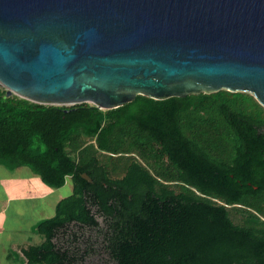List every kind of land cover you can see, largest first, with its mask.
Returning <instances> with one entry per match:
<instances>
[{
	"label": "trees",
	"instance_id": "16d2710c",
	"mask_svg": "<svg viewBox=\"0 0 264 264\" xmlns=\"http://www.w3.org/2000/svg\"><path fill=\"white\" fill-rule=\"evenodd\" d=\"M0 165L53 189L72 181L24 264H264V108L248 93L100 110L0 87Z\"/></svg>",
	"mask_w": 264,
	"mask_h": 264
},
{
	"label": "water",
	"instance_id": "95a60500",
	"mask_svg": "<svg viewBox=\"0 0 264 264\" xmlns=\"http://www.w3.org/2000/svg\"><path fill=\"white\" fill-rule=\"evenodd\" d=\"M0 87L44 106L226 90L264 108V0H0Z\"/></svg>",
	"mask_w": 264,
	"mask_h": 264
},
{
	"label": "crops",
	"instance_id": "0c3cea01",
	"mask_svg": "<svg viewBox=\"0 0 264 264\" xmlns=\"http://www.w3.org/2000/svg\"><path fill=\"white\" fill-rule=\"evenodd\" d=\"M52 192L28 168L8 170L0 165V252L5 259L17 253L24 264L20 249L41 242L32 229L38 221L52 217L50 211L57 203ZM25 209L29 215H24ZM34 214L42 219L35 220Z\"/></svg>",
	"mask_w": 264,
	"mask_h": 264
},
{
	"label": "rangeland",
	"instance_id": "374dc122",
	"mask_svg": "<svg viewBox=\"0 0 264 264\" xmlns=\"http://www.w3.org/2000/svg\"><path fill=\"white\" fill-rule=\"evenodd\" d=\"M71 193H72V181H71L70 177H66L65 183H64V185L62 187H60L58 189H53L52 198H53L54 201L56 200L55 202H59L61 199L66 198ZM22 211H25L24 215L25 214L29 215V212H27L26 209L22 210ZM50 215L51 216L54 215V212L52 211V209L50 211ZM34 216H35V220L36 219L37 220L42 219V216H40L38 214H34ZM44 216H45V213H44ZM3 254H4L3 252H0V255H1L0 264H22L21 261L19 260V257H18L17 253H15L13 256L9 257V259L8 258L5 259ZM102 259H103L102 254H96L94 256L88 257L86 262H85V264H104Z\"/></svg>",
	"mask_w": 264,
	"mask_h": 264
}]
</instances>
